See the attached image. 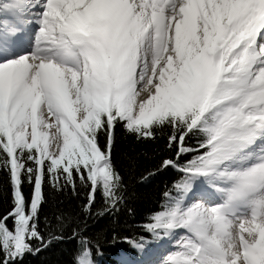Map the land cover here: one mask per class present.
<instances>
[{"label": "snow or ice", "instance_id": "6c2138e0", "mask_svg": "<svg viewBox=\"0 0 264 264\" xmlns=\"http://www.w3.org/2000/svg\"><path fill=\"white\" fill-rule=\"evenodd\" d=\"M117 126L167 130L179 174L143 225L173 250L145 264H264V0H0V264L47 246L49 187L118 210Z\"/></svg>", "mask_w": 264, "mask_h": 264}, {"label": "trees", "instance_id": "16d2710c", "mask_svg": "<svg viewBox=\"0 0 264 264\" xmlns=\"http://www.w3.org/2000/svg\"><path fill=\"white\" fill-rule=\"evenodd\" d=\"M168 131L157 132L155 140H136L122 126L115 129L112 153L114 166L123 178V189L117 209H108L98 192L90 211H85L88 189L77 183L61 192L46 189V201L40 213L39 228L47 246L33 242L40 251L26 254L20 264H76L82 240L88 242L93 264H134L144 255L123 242L124 238L145 237L153 249L156 243L143 225L156 211L162 210L163 193L172 187L179 174L171 169L159 170L164 159L174 158L167 147ZM104 143L105 138L101 137ZM195 138L191 143H195ZM25 193L30 187L24 186ZM10 205L7 177L0 173V213ZM117 240L114 242L113 238ZM97 248L102 255H97ZM146 256V255H145Z\"/></svg>", "mask_w": 264, "mask_h": 264}, {"label": "rangeland", "instance_id": "374dc122", "mask_svg": "<svg viewBox=\"0 0 264 264\" xmlns=\"http://www.w3.org/2000/svg\"><path fill=\"white\" fill-rule=\"evenodd\" d=\"M178 232H180L181 234L183 233V230H177ZM153 252L155 253V255L152 256H145L139 261L138 264H145V262L149 259L152 260H156V259H162L163 255L167 254V252L169 250H173L171 249V244H164L163 246H161V242L156 241V243L153 245Z\"/></svg>", "mask_w": 264, "mask_h": 264}]
</instances>
